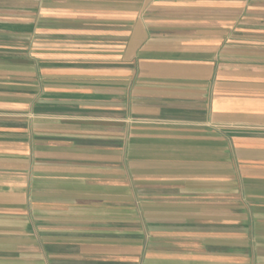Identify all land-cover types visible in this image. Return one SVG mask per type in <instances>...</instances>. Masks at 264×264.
<instances>
[{
    "label": "crops",
    "instance_id": "0c3cea01",
    "mask_svg": "<svg viewBox=\"0 0 264 264\" xmlns=\"http://www.w3.org/2000/svg\"><path fill=\"white\" fill-rule=\"evenodd\" d=\"M0 264H264V0H0Z\"/></svg>",
    "mask_w": 264,
    "mask_h": 264
}]
</instances>
